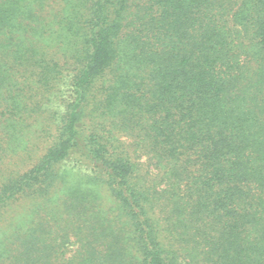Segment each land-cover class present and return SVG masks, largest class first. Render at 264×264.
Here are the masks:
<instances>
[{"label": "trees", "instance_id": "16d2710c", "mask_svg": "<svg viewBox=\"0 0 264 264\" xmlns=\"http://www.w3.org/2000/svg\"><path fill=\"white\" fill-rule=\"evenodd\" d=\"M0 264H264V0H0Z\"/></svg>", "mask_w": 264, "mask_h": 264}]
</instances>
